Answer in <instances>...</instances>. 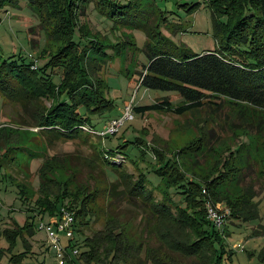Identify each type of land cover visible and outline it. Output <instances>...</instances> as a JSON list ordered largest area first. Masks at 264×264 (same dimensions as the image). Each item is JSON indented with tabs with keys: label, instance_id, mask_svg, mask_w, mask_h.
Returning a JSON list of instances; mask_svg holds the SVG:
<instances>
[{
	"label": "rangeland",
	"instance_id": "rangeland-1",
	"mask_svg": "<svg viewBox=\"0 0 264 264\" xmlns=\"http://www.w3.org/2000/svg\"><path fill=\"white\" fill-rule=\"evenodd\" d=\"M114 1L128 4L133 0ZM140 1L146 11H151L150 24L158 25L156 29L173 44L194 53L216 47L207 3ZM197 2L200 4L192 6ZM41 23L25 0L0 9V58H22L27 63L34 60L42 66L59 42L48 36L55 22L47 23L45 33ZM76 23L73 38L83 42V32L89 30L88 37L100 41L94 48L102 51L103 61H96L100 65L98 73L97 66L83 65L74 72L72 81L80 78L95 82L103 77V95L112 106L91 113L90 126L84 129L88 133L83 137L51 142L34 125L31 105L24 110L0 92V264H60V259L62 264H96L79 257L87 239L96 238L95 234L104 246L114 244L129 251L135 264H213V253L206 245L189 253L181 250L189 247L201 231L192 220H177V210L168 206L163 190L176 176L169 172L159 182L161 178L152 172L155 163L165 157L181 176L200 183L218 177L210 192L212 202L208 197L205 200L222 215L218 228L222 236L214 240L221 259L227 264H264L259 256L264 246V111L212 94L202 100L201 106L180 115L166 110L142 115L133 112V119L117 132L100 136L95 131L119 117L128 102L148 104L167 96L176 106L183 100L173 91L139 85L147 63L143 30L119 24L93 2L77 16ZM50 72L54 73L53 82H59L61 70ZM49 96L40 99L46 108L51 105ZM79 110L84 112L83 107ZM108 165L117 167L118 172ZM142 172L150 193L144 192L150 196H131L130 189ZM116 175L118 182L112 187ZM249 185L256 191L259 217L233 222L228 218L229 208ZM84 195V213L73 220L71 238L57 232L56 215L40 212L33 201L60 197L59 207L71 212L67 207L76 206ZM46 226L58 237L62 255L58 256ZM254 229L260 233L253 234ZM24 244L31 253L20 262L13 261V255L25 249Z\"/></svg>",
	"mask_w": 264,
	"mask_h": 264
},
{
	"label": "trees",
	"instance_id": "trees-1",
	"mask_svg": "<svg viewBox=\"0 0 264 264\" xmlns=\"http://www.w3.org/2000/svg\"><path fill=\"white\" fill-rule=\"evenodd\" d=\"M18 1L0 0V9L9 5L17 6ZM25 1L27 6L40 16L44 33L47 23L51 20L55 22L48 36L52 41L59 42V45L53 53L48 54L46 62L40 67L34 60L27 63L22 58H0V92L24 110L31 105L34 125L40 127L51 142L83 137L86 132L84 128L90 126L91 113H99L112 106V101L103 95V77H99L95 82L80 78L72 81L74 72L83 65L97 66L98 73L100 65H97L99 62L96 64V61H103L102 51L94 48L96 41L97 44L100 41L90 39L89 30L83 32L86 35L83 42L73 38L72 30L77 24V16L83 14L89 2L99 6L102 13L112 17L119 24L140 28L145 32L143 51L147 63L143 65V71L140 73L139 85L149 89L173 91L183 100L175 106L164 96L148 104L133 105L134 113L142 115L150 111L166 110L180 115L201 106L202 100L212 94L239 100L264 111V0H208L206 3L211 7L213 36L217 45L213 50L203 53H194L177 46L161 34L156 29L158 25L150 24L151 11H146L144 2L140 0H133L128 4H120L114 0ZM200 2L192 6L199 5ZM217 14L225 16V19H219ZM56 68L61 70L62 76L59 82L54 83V73L50 71ZM49 94L52 101L46 108L40 99L41 96ZM79 107H83L84 112H81ZM106 167L116 173L119 170L111 165ZM152 172L161 178L159 182L167 173L175 174L176 180L168 181L163 190L168 206L177 210V220H192L200 227L201 235H198L189 247L183 246L181 250L189 253L206 245L213 253V264H227L221 259L220 251L214 242L222 234L219 233V227L208 219L205 208L208 202L205 199L208 197L211 201L210 192L218 177L200 183L181 176L166 157L155 163ZM141 175L130 189V195L149 197V194L145 195V192L150 193L147 188L148 179L144 172ZM118 177L111 181L112 187H115ZM22 193L25 192L22 190ZM242 195V198L232 202L229 208L228 218L233 222H247L259 217L253 186H244ZM85 198L86 195L76 206L67 207L74 220L84 213ZM62 200L60 197H45L43 200L33 201L40 212L52 216L58 215ZM223 225L224 228L226 225ZM261 232L264 233V228ZM252 233L258 234L260 230L254 229ZM94 236L96 238L87 239L86 249L79 252L80 258L95 261L96 264H135L128 254L129 251L126 253L114 244L104 246L101 238L96 234ZM24 246L25 249L21 253L13 255V261L20 262L31 253L29 246ZM259 256L264 260V246Z\"/></svg>",
	"mask_w": 264,
	"mask_h": 264
},
{
	"label": "built area",
	"instance_id": "built-area-1",
	"mask_svg": "<svg viewBox=\"0 0 264 264\" xmlns=\"http://www.w3.org/2000/svg\"><path fill=\"white\" fill-rule=\"evenodd\" d=\"M200 1L202 3H206L208 0H200ZM132 107H133L132 102H128L127 104H125L123 108V113L119 117L110 119L108 123L105 125L103 130L95 131V133L100 136H105L107 134H113L117 132L119 128L122 125H124L126 121L133 119L134 116H133ZM206 207L208 208L209 215L211 216L213 223L219 227L223 220L222 215H218L216 212H214L210 203L208 202L206 203ZM56 217H57L56 219L54 218V223L56 224L57 232L63 231L65 232V235L68 238H71L73 235L72 224L74 220L72 213L61 208L60 214L56 215ZM46 230L50 241L57 248L58 256L62 255L59 239L56 236L55 232L50 230V226H46ZM73 252L77 253L76 250H74ZM62 262L63 261L60 259L59 263L62 264Z\"/></svg>",
	"mask_w": 264,
	"mask_h": 264
}]
</instances>
